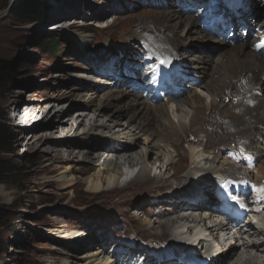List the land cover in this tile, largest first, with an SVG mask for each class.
<instances>
[{"label": "rangeland", "instance_id": "1", "mask_svg": "<svg viewBox=\"0 0 264 264\" xmlns=\"http://www.w3.org/2000/svg\"><path fill=\"white\" fill-rule=\"evenodd\" d=\"M12 1L9 0L8 6L12 4ZM43 2L47 7L48 19L42 26L16 22L12 19H6L0 23V59L10 62L14 69L12 77L8 78L6 85L0 90V113L11 141L9 146L11 153L1 154L0 157L7 159L13 168V173L3 177V180L0 181V210L7 213L8 223L0 229V264H61L63 259H67L68 264H84L80 257L99 246H104L107 252L114 247L115 251L122 249L132 255H134L135 248L147 250L150 255H152L153 248L166 252L169 247L177 246L178 241H171L170 238L158 240L150 235L138 236L135 230L138 225L136 223L129 224L125 218L129 214L132 215L130 212L135 210L134 207L130 208L125 205L126 200L130 198L133 204L141 203L143 206L145 203L144 207L147 209L144 211L148 214L146 218L144 217L145 220L157 223L158 213H166V211L158 206L150 207L157 202L155 199L147 201L145 197H136L144 191L156 190L160 184H156V180H151L149 175L145 177L150 180L145 182L143 179H137L125 187H120L117 181L111 180L109 184H104L101 181L104 189L95 193L90 189L91 185L98 180H103L105 169L103 166L105 165L102 166L100 162L95 161L92 164L88 163L87 159L84 160L86 155L93 159L99 156L105 160H116L123 163L124 157L128 153L137 151L142 153L147 149L150 150L145 145L144 135H141L143 137L140 138V141H137L136 137H130L133 142L135 140L136 142L132 143V147L129 146L130 151L128 152L106 154L99 150L94 151L101 145L98 140L95 141L92 149L87 148L84 144H81L80 147L71 145L67 150L71 154L68 158L66 152L58 155V151H64L65 148L63 149L61 145L55 143L62 140L56 134L57 131L51 137L39 140L37 144L32 143L40 136L32 135V139L35 137V140H31L26 147L29 136L36 131L34 129L24 131L22 128L15 127L17 125L13 123L12 117L17 112L15 113L13 108L7 107L6 101L19 99V104H15L19 108L26 104L27 106L31 104L44 105L47 108L53 103L56 105V109L62 110L59 117L68 119V122L70 117H76L75 114L80 111L77 109L79 105L71 107L70 100H73L71 97L76 96L74 98H78V100L74 101L83 105L87 92L95 88V86L90 87L89 84H93L95 78L98 77L96 72L100 73L104 69L105 60L100 59L101 54L111 55L112 59L119 62L120 66L128 65L130 70L144 64L148 67L155 60L152 59L154 57L148 58L147 50L152 51L154 47H160L162 44L166 47L165 30L163 26L159 25V19L170 4L174 2L175 7L183 16L190 18H193L194 15L198 16L194 21H197V26H202L206 18H210L212 23L218 21L223 10L218 11L215 8L220 0H88V3L84 0H43ZM248 2V5L250 4V7L253 8L254 16V18L248 19L251 26H255V23L264 16V0H248ZM72 5L77 6L79 12H58V16H56V11ZM7 15L6 9H0V19H5ZM98 15L101 16L96 18ZM59 16L61 19H57ZM72 19L84 23L91 21L92 24L85 27L69 28L71 24L67 23ZM58 23L61 24L56 26L55 24ZM60 25L63 27L59 28L61 30L57 33L66 32L64 33L65 38L53 40L54 37H51L53 35L50 34L56 32L53 30ZM170 25L171 23L168 22L166 26ZM122 30H127L130 33V40L128 36V41L122 38L120 34ZM199 31L201 32L200 29ZM76 35L83 37L86 35L88 45L80 43ZM186 40L189 43L187 50L182 51L186 54L182 58L188 67L196 66L200 56L211 58L216 55L218 44L214 41H198L188 35H186ZM58 42L59 46H57ZM154 44L156 46H153ZM106 46L110 47L104 52ZM100 78L106 79L107 77ZM124 87V85L117 86L116 91L125 92ZM188 90L190 91V89ZM197 90L196 93L202 99V105H209L208 93L205 90ZM61 94H70V97H60ZM168 108H170V119L174 123L179 121L187 126L189 118L180 120L181 112L177 113L174 109L171 110L170 105ZM92 110L90 108L87 110L88 117L84 123L85 127L76 134L79 118L71 120L73 128L71 127L70 139L73 142L87 140L94 143L91 139L93 136L87 135L84 139L82 134L89 132L90 123L100 126L97 127L96 131L98 132H94V135H96L95 138L100 137L103 140L110 137L111 131L122 132L124 128L122 125L126 126L122 117L112 123L113 118L108 116L110 110L104 111L100 117L97 112ZM180 110L184 113L190 111L188 107L181 106ZM90 118H93L92 122H89ZM105 126L111 128V134L109 128L105 129ZM128 126L130 128L131 125ZM123 132L132 134L126 130ZM205 142L203 140L201 144H182L179 153L187 157V164L190 163L191 156L197 162L206 157L211 159L222 148L219 146L215 150H205ZM167 143L171 144L172 141ZM161 147L163 150H160L159 157H156V152H152L146 159L148 170L151 168L150 176L159 174L168 177L173 172L164 173L162 167L166 165L167 160L174 158L175 151L169 146L161 145ZM172 147L175 148L176 144L172 143ZM26 148H33V150L23 153L22 151ZM55 157L59 158L55 159ZM225 164L223 156L219 155L218 158H215L212 167L227 168ZM158 165L161 170L157 168ZM202 166L209 168L210 164L202 163ZM68 167L70 170L67 171ZM108 169L111 172L114 171L113 168L108 167ZM121 170L124 171V169ZM212 176L214 174L207 175V173L193 176L190 178V182H187L183 188L179 187L178 190L190 194L201 184L200 178L210 181ZM166 185L171 186L170 181ZM214 220L213 218L210 222ZM150 227V225L147 226V229ZM155 227L157 224L154 225ZM74 228L79 230L75 237L78 249L73 247V240L68 239L73 234ZM227 234L228 236H221L226 244L234 242V238L239 239L241 236L237 235L236 228L228 231ZM99 235L104 236L99 239ZM243 238L247 237L243 235ZM171 242L174 244L168 246L167 244ZM240 250L238 249V251ZM67 253L73 255L67 256ZM142 254H146V252L142 251Z\"/></svg>", "mask_w": 264, "mask_h": 264}, {"label": "bare ground", "instance_id": "2", "mask_svg": "<svg viewBox=\"0 0 264 264\" xmlns=\"http://www.w3.org/2000/svg\"><path fill=\"white\" fill-rule=\"evenodd\" d=\"M14 3L15 0L12 1L11 5L13 6ZM167 8L168 9L161 14L159 19V25L163 26L165 30L164 42L166 43V47L162 44L161 47H154L152 50L153 53L151 52V57L156 56L157 52L159 53V55L156 56L157 62L159 58L165 59V66H157L156 78L152 80L154 88L157 92L161 93H166V91L169 92L165 88L162 80L165 78L168 80L172 74L176 73L175 71L184 72V70H186L183 65L184 59L182 58L186 56L184 52L187 50V44L189 43L186 40V35L198 41L212 40L210 37L197 30V21H194V18L183 16L175 7L174 2ZM249 9L251 13H249L248 16L244 12V16L240 18L242 20L240 23L244 22L243 24H249L250 21L248 18H254L252 13L253 8L250 7V4ZM77 10L78 7L73 5L63 7L61 10L56 11V16H58V12H76ZM100 16L101 15H98L96 18ZM60 17L61 16L57 19H61ZM239 21L238 19V22ZM79 22L80 21L75 20V22L73 21L67 24L78 25ZM168 22L171 23L170 26H166ZM63 25L55 28V31L61 30L59 28L63 27ZM255 26L259 29L264 27V16L255 23ZM120 34L126 41H128V37L129 40L131 39L130 33H128L127 30H122ZM85 36H77V39L80 43L88 45V38ZM214 42L218 44V50L215 52L216 55L211 58L200 56L199 60L196 62V66H189L191 76L200 80L199 90H205L208 93L210 104L202 105V99L196 93L198 90L195 88H191L192 90L195 89V91H191L184 96H179L177 99H172L171 103H168L171 106V110L174 109L177 113L181 112L179 117L180 120L189 118L187 126H184V124L179 121L174 123L170 119V108H168V104L161 103L159 105H152L133 92L115 91L114 86L101 90L102 86H111L112 84L116 86L118 83H109L96 78L93 83L97 88L87 92V95L84 97L85 101L83 105H81L82 103H76L78 100V98H74L76 96L71 97L73 100L69 98L72 103L71 107H77L79 105L77 109H80V111L75 114V116L79 118L75 134L85 127L84 123H86L85 121L88 117L86 112L89 108L97 112L98 117L104 114V111L110 110L108 116L113 118L111 121L112 123H114V120H118L119 117H122L126 124V126L122 125V127H124L122 132L118 131L114 133V131H111V134V128L105 126V129L109 128L110 137L106 140L100 139V137L95 138L96 135H94V132H98L96 129L100 126L90 123L88 126L89 132L87 134L83 132L82 134L84 135V139L87 135L93 136L89 138H91L94 143L87 140L77 141L76 143L70 139L72 134L71 127L73 128L71 120H74L76 117H70V121L67 122L68 119L65 117V119L61 118V116L59 117V113H62V110L56 109L55 104L51 103L47 108L44 105H37L39 110L38 115L41 117L40 120L37 122L34 121L30 127H22L24 129L33 128L36 131L35 133H31V137L28 139L25 146L27 147L28 143L31 142L32 135L40 136L32 143L37 144L39 140L49 138L57 131L56 134H58V137L62 140L55 143L61 145L63 149L65 148L64 151H58V155L66 152L69 158L71 154L67 150L71 145L80 147L82 146L81 144H84L87 148L92 149L95 141L98 140V143H101V145L94 151L99 150L106 154H119L130 151L129 146L131 145L132 147V143L136 142V140L133 142L130 137H136L137 141H140V138L143 137L141 135H144L145 145L150 150L147 149V151L142 153H140V151L128 153L126 157H124L123 163L116 160H105L99 156L93 159L85 155L84 160L87 159L88 163L93 164L95 161L100 162L102 166L105 165L103 166L105 167L103 180L96 181L91 185L90 189L95 193L101 192L104 189L102 182L104 184H109L111 180L118 181L124 173H127L128 169L136 168L137 176L131 181L132 183L137 179H143V181L146 182L151 178V180H156V184H160L157 186L156 190L144 191V193L137 195L136 198L145 197L147 201H150L149 199H155L157 202L150 207L153 208L157 205H159V207L164 206V211H166V213H158L157 217L159 220L157 223L149 220L147 222L145 218L148 214L144 211L147 209L144 207L145 203H143V206H141V203L133 204L131 201L132 199L128 198L125 205L130 208H135L133 212H130L132 215L129 214L125 216L128 223H136L138 227H136L135 230L139 232L141 236L150 235L158 240L173 238L171 241H174V239L188 238L192 239L194 244L197 242V245H200L201 249H204V251L205 249L207 250L206 247L204 248L207 239H210L214 243H218V237L223 238L221 237L222 235L228 236L227 232L230 231L229 225H223L220 222V218L213 213L212 208L215 203L213 192L211 191L213 185L210 181H205L204 178H200L199 182L201 185L199 188H202L201 190H203V192H201V194L197 193L195 196L188 195L185 191L178 189L179 187L183 188L187 182H190V178L193 176L205 175L206 173L209 175L208 172L218 175L223 171H227L224 167H212L213 163H215V158L222 153L220 149L211 159L202 158L199 162L194 161L191 156V161L187 164V157L179 153L182 144L188 141L190 136H192L194 139L191 143L200 144L204 139L206 140L204 146L205 150L208 148L215 150L218 149L219 146H226L235 143V141H241L257 156L258 166L256 173L259 179H264V82L262 81L264 78V58L251 51L249 49V43L242 42L236 46L229 47V45L224 42L218 40ZM153 46L156 45L154 44ZM109 47L110 46H106L104 52H106ZM147 52L149 54V50H147ZM176 52L179 55L176 54ZM100 59L109 60L106 53L101 54ZM256 93H260L261 95H256ZM63 96L70 97V94L60 95V97ZM169 96L172 95L169 94ZM19 102V99L6 101L7 107L13 108L15 113L17 112L16 115L12 117L14 121L19 120L24 114L23 111L19 110V106H15V104H19ZM251 104H254V106L251 107ZM180 106L188 107L190 111L184 113L180 110ZM92 120L93 118H90L89 122H92ZM128 125L132 127L130 126L129 128ZM206 127H211L212 131H207ZM58 129L60 130L59 133ZM125 130L127 132H132V134L124 133L123 131ZM121 134L125 135L122 136ZM170 140L172 143L176 144L175 148L172 147V143H167ZM161 145L165 147L169 146L175 151L174 158L172 160H167V162L164 161L166 165L162 167L164 173L167 171L173 172L168 177H163V175L160 176L159 174L150 176L151 168L148 170L146 159H148V156L152 154V152H156V157H159L160 150H163ZM76 149L78 150L79 148ZM32 150L33 148H26L22 152L29 153L32 152ZM57 158L59 157H55V159ZM202 163H209V168L203 167ZM124 166H127V169L122 171L121 169ZM108 167L113 168L114 171L111 172ZM159 167L158 165L157 168L159 169ZM157 168L155 167V169ZM66 170H70V167ZM125 174L124 176H126ZM146 175H149L150 178L146 179ZM175 177L176 179H174ZM169 181L171 186L166 185ZM131 182L122 187L128 184L130 185ZM190 200H197L198 204L190 205ZM142 201H144V199H142ZM187 207L189 211H185ZM179 212H183V215H179ZM198 212L203 213L198 215ZM212 214L215 216H212ZM213 217H216V220L210 222ZM259 218L260 220L257 224L252 223L253 219H249L247 222L245 221L243 223L244 227L242 226L239 232L242 230L246 232H237L238 235H245L247 238L240 237L239 240L235 238V241L228 246H225L224 239L222 244H216L215 250L218 251L222 247V252H220V256L215 258L213 264H264V228L261 229L260 226H258L262 225V223L264 224V212L256 219ZM156 224L157 227L154 228ZM149 225L153 230L147 229ZM72 231L74 232L68 239L73 240V247L78 249V246H76L78 242L75 240V237L79 230L74 228ZM103 236L104 235H99V239H102ZM238 249L241 250L238 251ZM126 253L127 252L124 250H119L111 255L110 252H107L102 246H99L95 250L85 253L80 258L83 260L84 264H130L131 260H129V255ZM137 253L140 254L138 249ZM155 254L156 255H153L151 258L152 260L148 258L145 264H174L175 262L172 258L171 261L162 259V254L156 249ZM68 255L71 256L73 254L67 253V256ZM181 255L183 258L187 256L183 253H181ZM188 257H190V254ZM61 264H68V260L63 259Z\"/></svg>", "mask_w": 264, "mask_h": 264}, {"label": "trees", "instance_id": "3", "mask_svg": "<svg viewBox=\"0 0 264 264\" xmlns=\"http://www.w3.org/2000/svg\"><path fill=\"white\" fill-rule=\"evenodd\" d=\"M9 0H0V9L8 8ZM46 5L43 0H15L14 5L8 11V15L3 20L12 19L16 22H23L29 24L43 25L46 20ZM53 40L57 39L59 34H50ZM50 39V38H49ZM50 43V42H49ZM59 42L57 46H59ZM52 45V44H51ZM13 66L10 62L0 59V90L6 85L8 78L13 75ZM4 119L0 113V156L1 154H9L10 149V135L7 132ZM13 168L10 165V162L0 157V181L3 180V177L9 176L13 172ZM7 213L0 210V229L8 225L7 223ZM10 231V229H9Z\"/></svg>", "mask_w": 264, "mask_h": 264}, {"label": "water", "instance_id": "4", "mask_svg": "<svg viewBox=\"0 0 264 264\" xmlns=\"http://www.w3.org/2000/svg\"><path fill=\"white\" fill-rule=\"evenodd\" d=\"M12 8V5L8 6V8L6 9V11H9ZM4 20V18L0 19V23Z\"/></svg>", "mask_w": 264, "mask_h": 264}]
</instances>
